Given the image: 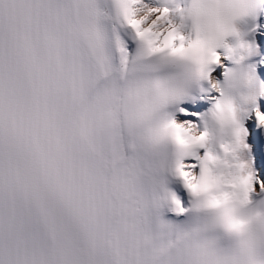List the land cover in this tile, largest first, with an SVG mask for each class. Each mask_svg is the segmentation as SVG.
<instances>
[{
  "label": "snow or ice",
  "instance_id": "obj_1",
  "mask_svg": "<svg viewBox=\"0 0 264 264\" xmlns=\"http://www.w3.org/2000/svg\"><path fill=\"white\" fill-rule=\"evenodd\" d=\"M39 3L46 59L107 124L122 157L129 239L150 253L168 249L148 264H208L232 252L227 233L264 210V0ZM192 212L205 214L197 227L174 219ZM37 232L34 217L6 231L0 206V264Z\"/></svg>",
  "mask_w": 264,
  "mask_h": 264
},
{
  "label": "clouds",
  "instance_id": "obj_2",
  "mask_svg": "<svg viewBox=\"0 0 264 264\" xmlns=\"http://www.w3.org/2000/svg\"><path fill=\"white\" fill-rule=\"evenodd\" d=\"M167 42V41H166Z\"/></svg>",
  "mask_w": 264,
  "mask_h": 264
}]
</instances>
